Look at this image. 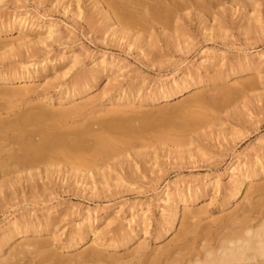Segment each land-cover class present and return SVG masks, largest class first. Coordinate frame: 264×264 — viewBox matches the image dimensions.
<instances>
[{
	"label": "bare ground",
	"instance_id": "obj_1",
	"mask_svg": "<svg viewBox=\"0 0 264 264\" xmlns=\"http://www.w3.org/2000/svg\"><path fill=\"white\" fill-rule=\"evenodd\" d=\"M89 1L100 15L101 28L126 38L122 23L137 24L139 21H145L150 24L147 28L151 29L156 25H165L180 9H207L223 2ZM229 1L233 7L238 5L234 12H238L244 19L250 18L247 7L254 13L258 11L257 0ZM63 3L64 10H68L69 0H63ZM70 10L68 11L75 17L82 15L77 4ZM21 19L17 22L20 25L17 28L14 26L15 21L0 20V53L4 55L14 54L15 51H28V61L36 60L40 52L37 45L53 39L58 30L57 26L51 21L43 24L31 23L29 26L25 20L21 22ZM87 21H93L90 15ZM152 22H155V25ZM245 31L251 32V26H247ZM32 33L36 35L32 36ZM10 34L14 35V38L5 40ZM131 35L133 40L129 38L132 41H129L127 46L135 44L141 52L143 51L144 56H149V52L152 53L147 51L152 46L150 38L148 40L135 33ZM162 35L164 39L169 38L166 34ZM15 41L19 43L7 50L6 48ZM222 61L223 57L204 53L200 57L199 65H183L179 77L159 83L151 92L140 98L139 103L145 102L147 105L144 110L146 114L157 113L158 118L175 119L173 122L167 120L168 123L171 122L168 125L164 119L155 125L151 123L154 120L149 121L148 117L146 118L149 120L140 122L138 126L134 125L133 114L138 111L133 107L136 91L134 92L131 86L120 90L110 100L111 106L117 107L109 106L92 111L94 107L99 106L98 94L94 95L93 92L100 83V73H118L122 68L116 67L112 60L99 58L96 63L100 66L99 70L92 73L80 72L67 87L60 89L54 98L45 93L35 94L38 86H33L40 76L46 78L45 85L50 83L51 79H57L56 75L49 78L45 75L47 71L52 70V66H42L39 72H32L29 69L35 62L5 72L0 70V101L6 103H3L5 106L0 105V171H16L22 168L28 170L40 167L41 164L51 165L52 161L57 159L90 168L97 159L112 158L121 154L123 148L129 150L134 146L141 147L151 140L178 145L195 142L200 138L198 136L205 135V132L198 133V138L190 137L191 133L210 122L214 123L212 112L224 110L234 96L254 90L256 81L262 77V69L259 67L264 63V55L261 52L248 50L239 55L235 63L226 65L225 69L214 70L215 66L222 65ZM112 79L116 78L109 76L105 84ZM85 96L87 97L84 98ZM172 99L175 102L168 103ZM65 101L68 106H47L52 102ZM45 102L48 104L44 105ZM156 104L160 106H154ZM20 106H24V109ZM15 107L22 110L14 111ZM1 108L8 110L5 117L2 116ZM88 110H91L89 115ZM240 113L231 110L227 117L235 118ZM107 115L110 120L104 119ZM92 116L93 120H89ZM76 118L85 120L73 125L77 121ZM94 124L98 126L94 127ZM236 125L232 124V127ZM135 156L142 157L143 153H135ZM228 169V179L223 184L217 177H212L205 182L199 180L193 188L181 189L176 185L171 188L170 184L164 186L159 196L160 214L152 231V239L156 243L152 249L148 248L143 239L148 233L151 234L152 228L146 210L130 215L123 224V229H116L114 235L106 239L102 228L98 229L94 225L100 220L98 215L90 217L86 211L87 214L85 213L78 223L76 232L69 236L66 245L62 247L66 249L65 254H60L52 247V242L57 237L52 230L56 219L50 217L47 211L31 214L29 210L23 212L17 209L0 223V264H208L209 259L218 260L220 249L232 241L244 238L247 230L264 226V150H256L251 159L232 163ZM104 175L105 173H102L101 178H104ZM81 179H87L90 189H95L96 180L91 174H81ZM115 179L123 180L122 177ZM17 181L18 178L0 179V188H6ZM213 194H222L216 205L219 212L204 222L208 215L207 205L202 202L205 197L213 200ZM106 212L104 209L100 214ZM103 220L105 226L114 221L107 217H103ZM87 234H91L93 238L89 243H83ZM83 245L81 250L69 253L70 250L75 251Z\"/></svg>",
	"mask_w": 264,
	"mask_h": 264
},
{
	"label": "rangeland",
	"instance_id": "obj_2",
	"mask_svg": "<svg viewBox=\"0 0 264 264\" xmlns=\"http://www.w3.org/2000/svg\"><path fill=\"white\" fill-rule=\"evenodd\" d=\"M89 2L69 0V11L76 4L81 9L82 15L75 17L66 8L64 10L63 0H0V20L15 21L16 28L20 26L17 23L20 18L21 22L25 20L29 26L31 23L43 24L51 21L58 29L53 39L37 45L40 52L36 60L28 61V51H15L14 54L4 55L0 53V70L5 72L35 62L29 69L32 72H39L42 66H52V70L47 71L45 75H48V78L56 75L57 79H51L50 83L45 85L46 78L40 76L33 86H38L35 94L45 93L54 98L56 93L67 87L80 72L92 73L99 70L100 66L96 64L99 58L112 60L116 67L122 68L118 73H100V83L93 92L94 95L98 94L99 106L94 107L92 111L111 106L110 100L120 90L131 86L133 91H136L133 107L138 111L133 114L134 125L138 126L140 122L149 119L154 120L151 123L155 125L164 119L168 125L171 122L168 123L167 120L173 122L175 119H161L157 113L146 114L144 110L147 105L145 102L139 103V100L159 83L179 77L183 65L195 67L199 65L201 55L214 53L223 57L222 65L214 67V70L221 71L226 65L235 63L239 55L248 50H256L264 55V0H257L258 11L255 13L245 7L249 11V19H244L238 12H234L238 5L233 7L229 0H223L222 3L207 9H180L165 25H156L151 29L147 28L150 24L145 21H139L137 24L122 23L121 27L126 31L127 38L102 29L100 15ZM241 10L242 8L240 12ZM88 15L92 17V22L88 23ZM152 23L155 25V22ZM247 26H251V32L245 31ZM132 33L142 35L148 40L150 38L152 46L147 51L152 53L149 52V56H144L143 51L141 52L135 44L127 46L128 42L133 40ZM162 34L168 35L169 38L164 39ZM12 38L14 35L10 34L5 40ZM18 43L19 41L12 42L6 49ZM72 57L75 60H72ZM259 68L262 69V77L256 81L255 89L244 95L234 96L224 110L212 112L215 122H210L191 133L190 137L200 138L190 144L178 145L151 140L141 147L134 146L129 150L123 148L121 154L112 158L97 159L90 168L57 159L52 161L51 165L41 164L40 167L28 170L22 168L16 171H0V179L19 180L8 185L9 188H0V223L17 209L23 212L29 210L31 214L47 211L50 217L56 219L52 230L57 237L53 240L52 247L60 254H65L66 249L62 247L66 245L69 236L76 232L77 225L84 218L86 211L90 217L98 215L100 220L94 225L98 229L102 228L106 239L113 236L116 229H123V224L130 215L146 210L152 228L151 234L148 233L143 239L148 248L152 249L156 246L152 231L161 210L159 196L166 184H170L171 188L174 185L181 189L193 188L199 180L205 182L212 177H217L223 184L228 179V168L232 163L251 159L256 150H264V63ZM109 76L116 79L105 84ZM173 102L174 99L168 103ZM3 103L5 101H0V105ZM59 105L68 106L66 101L52 102L47 106ZM24 106L26 108L27 104ZM24 106L20 107L24 109ZM17 109L19 108L15 107L13 110ZM231 110L241 113L235 118H228L227 113ZM1 112L5 117L8 110L2 109ZM90 112L91 110L87 111L88 115ZM128 115L130 114H124ZM94 116L89 117V120H93ZM80 119L76 118L78 122L75 121L73 125L85 120ZM104 119L110 120V116L107 115ZM232 124L237 125L232 127ZM96 126L98 124H94V127ZM204 132L205 135L196 137ZM138 152L143 153V156H135ZM85 173L91 174L96 180L95 189H90L87 179H81V174ZM102 173H105L104 178L100 176ZM118 177L123 180L117 181L115 178ZM221 196L222 194H213V200L207 197L203 199L202 204L207 205L208 215L204 222L210 216L218 214L216 205ZM104 209L107 212L100 214ZM103 217L114 221L105 226ZM92 238L91 234H87L83 243H89ZM83 247L84 245L77 247L75 251L72 249L69 253L79 251Z\"/></svg>",
	"mask_w": 264,
	"mask_h": 264
},
{
	"label": "clouds",
	"instance_id": "obj_3",
	"mask_svg": "<svg viewBox=\"0 0 264 264\" xmlns=\"http://www.w3.org/2000/svg\"><path fill=\"white\" fill-rule=\"evenodd\" d=\"M218 255L208 264H264V226L247 230L244 238L230 242Z\"/></svg>",
	"mask_w": 264,
	"mask_h": 264
}]
</instances>
